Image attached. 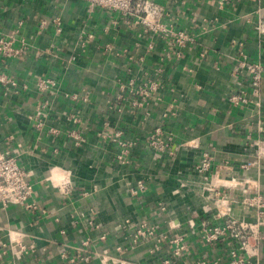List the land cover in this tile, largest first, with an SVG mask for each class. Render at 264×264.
<instances>
[{
	"label": "crops",
	"instance_id": "crops-1",
	"mask_svg": "<svg viewBox=\"0 0 264 264\" xmlns=\"http://www.w3.org/2000/svg\"><path fill=\"white\" fill-rule=\"evenodd\" d=\"M157 1L168 2L172 21L196 37L182 57L166 59L161 37L140 35L118 12L87 0H0V39L21 47L16 57L0 55V73L19 83L15 89L0 82V149L21 153L35 186L34 207L0 203V240L29 245L20 258L1 256L0 264H229L228 244L206 243L202 222L218 223L219 209L259 221L260 208L250 197L264 202V75L260 107L256 101L238 105L232 97L252 90L247 73L233 72L241 53L264 63V41L255 28L264 0L223 6L220 0ZM131 74L141 82L157 78L161 91L140 106L132 105L133 97L119 100V81ZM41 77L56 79L59 87L41 91ZM169 104L176 114L164 116ZM158 125L198 147L155 151L147 138ZM119 129L136 141L126 163L113 140ZM73 131L85 140L79 143ZM206 151L213 156L214 185L196 169ZM211 191H220L219 198ZM142 221L158 225L160 234L183 233L187 249L176 256L169 238L155 237L131 248L130 235ZM259 231L264 235V219ZM259 246L247 264H264V239ZM77 255L90 258L72 262Z\"/></svg>",
	"mask_w": 264,
	"mask_h": 264
},
{
	"label": "built area",
	"instance_id": "built-area-1",
	"mask_svg": "<svg viewBox=\"0 0 264 264\" xmlns=\"http://www.w3.org/2000/svg\"><path fill=\"white\" fill-rule=\"evenodd\" d=\"M230 0H220V5H225ZM89 5L93 8L102 7L118 12L120 18L127 25V27L139 29L140 35H152L153 37L159 36L165 41V58L170 60L174 57H182L185 48L189 43L196 41V37L186 31L185 29L176 26V23L172 21L171 9L168 2L163 3L157 0H87ZM185 2V0H184ZM56 25V32L63 31V26L59 18L53 19ZM118 23V21H115ZM48 24L47 20H43L41 25ZM255 28L260 35L261 41H264V17H258L255 20ZM92 38L93 34L82 33L81 38ZM243 45V42L240 43ZM153 43L151 44V46ZM106 51L112 53L114 47L112 44L106 45ZM21 53V47L15 45L14 41L7 38L0 39V55L5 57H16ZM134 60L135 58L132 57ZM144 57L138 58L136 61H143ZM234 73H247L250 77L251 94L247 91H241L235 93L232 100L238 105H247L252 101H256V104L261 105L257 101L261 90L262 79L264 75V63L262 61L251 60L246 52L241 53L238 62L233 68ZM0 82L9 84L13 88L17 89L19 83L16 79L8 77L4 73H0ZM58 81L50 77H41L37 79V85L41 91L56 90L59 85ZM162 89V84L157 78H148L144 81H139L137 75L131 74L127 78L119 81L118 99L126 97H133L132 105H142L141 101H145L153 94L159 93ZM142 95V100L135 95ZM69 95V94H68ZM87 99V98H85ZM257 105V106H258ZM42 109H38L35 119L38 121V126L42 127L44 124V115L46 113V105L41 106ZM124 107H118L119 111H122ZM150 114V111H147ZM176 114L174 104H169L166 108L164 116ZM78 138V142H82L85 139L76 134L75 131L71 133ZM176 134L162 125L156 126L147 138V145L160 153H178L184 146L191 148L198 147L192 139H185L177 141ZM113 140L117 142L121 150L119 151L118 158L126 163L128 162V156L131 153V149L136 144L134 140H127L123 137V130H117L113 135ZM21 153H12L10 151L0 149V203L3 207H7L11 204L24 205L27 207H34V201H31L35 186L30 179L31 172L26 169L22 163ZM251 163H245L243 167L248 169ZM213 156L210 152L203 153L202 158L196 165L198 173L205 179L208 184L212 183L213 176ZM214 185V184H213ZM138 188L143 190L146 188L145 183L140 182ZM211 193L219 198L220 191H211ZM215 193V194H214ZM255 203L259 206L258 212L259 221L256 223L248 222L245 220H238L232 216L225 215L220 209L218 210L219 219L218 223H212L204 220L202 222L201 234L203 240L208 244H216L220 241H225L228 244V257L229 264H247L250 257L258 254L259 245L264 239L259 231L260 223H263L264 219V202L258 199V196H251ZM219 200V199H217ZM252 203V202H251ZM217 204V203H216ZM166 207L163 206V209ZM197 213V212H196ZM199 219V213L195 214ZM191 227L196 226L195 217L190 220ZM158 225L150 224L148 221H142L136 226L135 230L130 235L131 248L140 245L142 242L149 238L155 237L158 242L163 239L169 238L175 245L173 253L179 256L187 249V242L183 233H174L169 235L167 233H159ZM105 238V236H103ZM29 245L21 241L5 242L0 240V257L12 253L16 258H20L24 253L28 252ZM121 249V248H119ZM88 260L89 256L77 255L74 256L71 261L76 262L78 259ZM169 260L166 261L168 263ZM199 264H221L220 259H214L209 261L202 259L198 261Z\"/></svg>",
	"mask_w": 264,
	"mask_h": 264
}]
</instances>
